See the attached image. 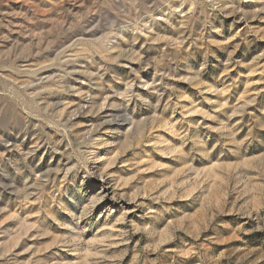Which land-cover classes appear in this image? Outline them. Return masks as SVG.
<instances>
[{"label":"rangeland","instance_id":"1","mask_svg":"<svg viewBox=\"0 0 264 264\" xmlns=\"http://www.w3.org/2000/svg\"><path fill=\"white\" fill-rule=\"evenodd\" d=\"M0 264H264V0H0Z\"/></svg>","mask_w":264,"mask_h":264}]
</instances>
